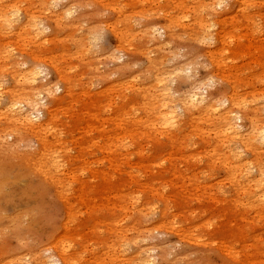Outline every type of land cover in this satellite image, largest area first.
Wrapping results in <instances>:
<instances>
[{
	"label": "rangeland",
	"instance_id": "1",
	"mask_svg": "<svg viewBox=\"0 0 264 264\" xmlns=\"http://www.w3.org/2000/svg\"><path fill=\"white\" fill-rule=\"evenodd\" d=\"M1 4L47 27L46 43L0 30L2 92L15 88L2 60L11 43L45 74L41 120L48 110L55 119L47 135L8 138L0 118V264H264V197L240 175L256 152L231 141L238 162L222 129L183 117L175 134L145 112L158 78L172 105L194 87L208 102L263 98L264 0H62L61 13L74 10L63 25L44 0ZM57 156L51 179L45 166Z\"/></svg>",
	"mask_w": 264,
	"mask_h": 264
},
{
	"label": "bare ground",
	"instance_id": "2",
	"mask_svg": "<svg viewBox=\"0 0 264 264\" xmlns=\"http://www.w3.org/2000/svg\"><path fill=\"white\" fill-rule=\"evenodd\" d=\"M61 1L62 0H44L45 12L53 14V19H55L58 25H63L67 18L74 15V10L72 12L67 11L66 13H61L59 11L58 6ZM211 1H217L219 4V1L222 0ZM1 6L2 4L0 7ZM219 8H221L220 5ZM20 11L19 6L16 7L10 5L0 8V30L10 36L14 34L16 29H18L20 32L19 36L28 34L32 40H43L46 43L47 40H44V37L47 27H45L42 21L31 13H27L26 20H23L24 18L21 17ZM201 25L202 28H206L204 24ZM87 43L89 44L90 42ZM85 47L88 46L85 45ZM5 48L8 50L4 52L5 54L2 57V60L5 65L9 67L8 70L11 71L15 88L13 90H5V94H3L4 92H2V90L6 83L0 79V118L9 126L4 136L11 138L15 133H20L21 131H26L29 134L35 133L38 135H47L52 131L50 126L53 125L55 117L53 111L48 110V116H50L48 120H41L44 116L41 106L44 102L43 100L45 96L44 91L41 90L40 84L45 74H43V71H41L40 68L28 66L26 63L19 61L14 54V50L11 49V43H8ZM83 51L84 50H82V52ZM90 53L91 48L87 49L88 57H90ZM257 62L264 67V61L262 58L258 59ZM158 76L159 75H157V77ZM157 84H160V87L162 88L161 94L153 99L156 103L148 105V107L146 105L147 108L145 110L147 116H155L156 121H158L155 126H158L159 130H173L176 134L177 132H181V120L183 117H186L189 125L194 128L197 127L196 120L199 119L204 121L207 125L212 126V128L222 129V134L220 133V135L224 139L223 144L226 146V148H224L228 149L229 153H231V155L229 154L231 158H234L239 162L244 156L242 150L256 152V161L246 162L244 166L245 170L240 173V175L243 174L241 177L244 180L241 185L244 188H248V186L252 184L256 189L255 193L260 195V197H264V121L262 120V116L264 115V97L260 99L254 97L252 102L250 101V104L247 103V105H245V103L241 102L236 93L229 97L225 96L223 99L208 102L204 95V91H201L198 87H194L185 97L178 99L180 105H172L166 101L175 97L172 95L170 88H168L166 79L158 78ZM139 92L141 93V90H139ZM162 97H164L163 100H159V98ZM46 98L49 97L46 95ZM159 103H161V105ZM144 107L145 105L142 108ZM236 111L245 112V116L250 123L251 131L246 135H241L240 133L241 127L238 125V122L241 121V117L236 114ZM196 115L198 116L195 117ZM258 122H262V124L259 126ZM11 127H13V129ZM161 134L164 133L162 132ZM0 141H5V139L0 138ZM231 141L235 146H237L236 142L242 143V150L238 147L232 148L230 145ZM50 149V146L43 145V153L41 154L42 159L47 158L51 154ZM52 153L56 154L54 151H52ZM60 158V156L54 157L51 162H49L50 164L45 166L47 169L42 167L45 169V172L50 175L51 179H55V177L52 176V171L58 173L61 171L59 169H62L63 167L59 160ZM253 168L257 170V175L251 173ZM5 178L6 177H4V179ZM58 182L62 183L60 180ZM5 187L7 186H4V188ZM2 193L3 192L1 191L0 198ZM140 255H142V253H140ZM54 261L49 259L39 264H57V262ZM148 262L150 263L152 261Z\"/></svg>",
	"mask_w": 264,
	"mask_h": 264
}]
</instances>
